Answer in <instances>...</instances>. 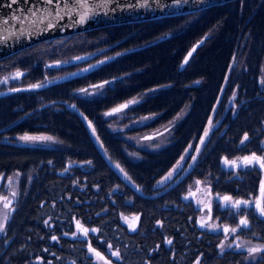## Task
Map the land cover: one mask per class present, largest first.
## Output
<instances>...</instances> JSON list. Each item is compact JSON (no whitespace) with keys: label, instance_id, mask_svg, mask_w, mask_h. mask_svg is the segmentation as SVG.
<instances>
[{"label":"trees","instance_id":"trees-1","mask_svg":"<svg viewBox=\"0 0 264 264\" xmlns=\"http://www.w3.org/2000/svg\"><path fill=\"white\" fill-rule=\"evenodd\" d=\"M40 44L26 58L31 64L70 63L54 70L56 75L118 56L78 78L0 99V130L55 138L0 143V193L9 177L16 192L0 236V264H97L89 243L113 264H197V258L199 264H264V251L250 259L234 246L221 250L223 230L201 228L202 209L185 199L196 181L207 182L209 220L235 227L247 216L250 226L238 229L236 236L249 246L264 245V218L251 207H222L217 199H251L262 180L258 167L227 169L224 160L264 154V0H233L193 14L109 26ZM44 74L35 69L32 78L40 80ZM99 83L103 87L94 88L91 97L79 91ZM133 98L136 102L123 111L105 115ZM73 106L91 122L105 156L115 167L119 164L116 169L129 184L105 161ZM209 128L191 172L167 190ZM245 133L250 139L241 144ZM138 138L148 143L161 138L165 144L152 150L137 146ZM186 149L184 167L169 183L158 185ZM123 215L139 216L136 231L128 230ZM77 220L99 231L74 237ZM109 244L119 249L120 260L110 256Z\"/></svg>","mask_w":264,"mask_h":264},{"label":"water","instance_id":"water-1","mask_svg":"<svg viewBox=\"0 0 264 264\" xmlns=\"http://www.w3.org/2000/svg\"><path fill=\"white\" fill-rule=\"evenodd\" d=\"M231 1L233 0H109L107 7L103 8L98 7V5L103 3V0H90L89 7L92 8L93 11L89 13L87 19L83 23L78 22V13H74L71 16L62 14L63 18L57 20H53L52 16H49L48 19L40 23V16L43 12H45V10L52 9L54 15L55 11L59 10V8L63 7L64 5H47L44 3V0H17L15 4H12V0H0V60L45 41L58 38H65L72 35L81 34L109 26L142 23L162 18L193 14L201 10L222 5ZM9 5H11V7H9ZM34 11L37 13L36 16H32V12ZM4 20H7L8 23H3ZM50 21L55 25L52 28L47 27ZM21 32H23V34H21ZM204 39L196 43L187 52V54L185 55V57H188L187 62L195 54L196 50L203 45ZM189 52L192 53L191 56L188 55ZM117 56L118 55L102 59L84 68L88 69L87 71L81 69L66 74L65 76L57 78L51 82H47L45 83L44 87L36 89H30L29 87H26L20 89V91H39L56 84L64 83L71 79L87 74L91 71H94L100 66L110 62ZM185 57L180 65L179 70H183L187 64V62H185ZM101 61H103V63H100ZM68 64L69 63H55L52 65V67L65 66ZM102 84L103 83H99L96 85ZM12 92L15 91L12 90L7 93ZM72 109L83 121L90 134L92 141L94 142L98 150L101 152L103 158L108 163V165L118 173V175L125 181L126 184H129V182L124 178V176L105 156L100 144L96 139L95 134H93V127H89L90 121L87 119V117L83 115L76 107H72ZM111 110L107 112H110ZM115 114L117 113H114L113 115ZM204 132L202 133L198 142L197 147H199V149L207 139V136H204ZM154 136L155 135H148L146 137ZM201 138H203L204 140L203 143H201ZM197 153L199 152L196 151L194 155L196 159L198 155ZM196 159H191L184 172L167 188V190L174 188L177 184L182 181V179H184L191 172ZM224 167L227 169L231 168L229 166H226L225 163ZM260 171L262 173V179H264V171ZM163 193L164 192H161L160 194ZM251 208H253L255 213L259 216L255 208Z\"/></svg>","mask_w":264,"mask_h":264},{"label":"snow or ice","instance_id":"snow-or-ice-1","mask_svg":"<svg viewBox=\"0 0 264 264\" xmlns=\"http://www.w3.org/2000/svg\"><path fill=\"white\" fill-rule=\"evenodd\" d=\"M17 2V0H12V4H15ZM109 0H103V3L98 5V7H103L106 8L107 4H108ZM44 3L47 5H60L63 4V7H60L59 10L55 11V14L53 15V10L52 9H47L45 10V12H43L40 16L39 22L42 23L44 20L48 19L49 16H52L53 20H57V19H62L63 15L62 14H66L71 16L74 13H78L79 15V23H83L90 12L93 11L92 8L89 7L90 4V0H44ZM9 7H11V5H9ZM31 11V10H30ZM39 11V10H37ZM36 12H32V16H36ZM19 19V18H18ZM22 22V21H21ZM3 23L7 24L8 21L4 20ZM55 25L50 21L47 25L48 28H52ZM15 34V33H13ZM21 34H23V32H21ZM194 50V49H193ZM189 56L192 55L191 52H189L188 54ZM75 59L80 60L83 59V57H76ZM188 57H185V62H187ZM100 63H103V61H101ZM88 69H84V71H87ZM23 75V73L17 71L16 73L13 74L12 79H19L21 76ZM75 75V74H73ZM8 82V78L6 77L4 80L0 81V83H7ZM107 83V82H105ZM45 84L43 82L41 83H36V84H32L29 85L30 89H36V88H41L44 87ZM92 88H100L103 87V85H92L90 86ZM13 91H19L20 89H12ZM79 91L84 92V93H88V89H80ZM136 100L135 98H133L132 100L126 102L125 104L119 105L118 107L112 109L110 112L105 113V115H113L114 113H119L120 111H122L124 108H127L130 104L135 103ZM75 107V106H73ZM143 119H148V117H145ZM209 125L211 127V120L209 121ZM89 127L91 128V122H89ZM167 131V129H165ZM209 129H205L204 132V136L206 137L209 133ZM93 134H95V129H93ZM159 134V133H158ZM146 139H151L153 137H145ZM20 140L22 141H26V142H44V141H55V138L52 136H48V135H29V134H25L21 137H19ZM250 137L248 136L247 133L244 134L243 139L241 140V144H244L245 141L249 140ZM204 140L203 138H201V143H203ZM262 145H264V141L261 142ZM191 147V145L189 146ZM199 147L196 148V151L199 152ZM187 152V149L185 150ZM261 152L264 153V147L261 148ZM184 157H181V160H183ZM193 160L196 159L195 156L192 157ZM89 164L91 163V161L88 162ZM179 163V162H178ZM224 163L226 166L232 167L233 169H237L239 167H258L260 170L264 171V154L261 155H257L256 152H252L249 155H245L243 157H237L235 160H229V159H225ZM117 168H120L119 164L116 165ZM65 171H67V169H65ZM121 172H123V169H120ZM172 177V173L170 172L168 177H166L165 179H170ZM9 180V184H11V177L8 178ZM196 183L199 185L202 182L201 181H196ZM189 195H193V193L190 191ZM251 195V199H235L230 195H224V196H217V199H219L223 205L225 207L230 206L232 209H236V210H240L241 206H243L244 208H249V207H254L256 212L259 214L260 217H264V179H262L260 181V185H259V191L258 194L256 195ZM12 196L15 197L16 196V192L12 193ZM185 199H188V196H185ZM0 203L3 204V208L5 210H11V205H12V200L8 199L7 196H0ZM199 203V201H198ZM205 208H208L209 210L211 209V203L206 204ZM8 219V213L5 212L4 214V220L6 221ZM139 217H135L134 220H138ZM208 219H211V216L209 215ZM124 220L126 223L129 224V230L130 231H135L136 230V224L134 222H129V218L128 217H124ZM45 223H47V221H45ZM159 223V222H158ZM201 228L204 227H208L211 228L212 230H215L216 228H222L223 232L225 233V238L227 239V237L229 235H235L238 231V229L241 228H248L250 226V222L249 219L247 218V216H241L240 217V221L239 224H237L235 227H231L228 225H215V224H209L207 219H201L200 221V225ZM76 232L72 233V236H77L82 235L84 237L88 236V233L91 232H97L99 231V229L96 228H92L89 229L87 227H85L83 224L80 223L79 220L76 221ZM4 229V224L2 222H0V232H3ZM65 235H67V233H65ZM52 239L58 240V237L53 236ZM237 239H239V237H237ZM166 243H168L169 245L172 243V241L169 239L166 241ZM242 244H236L237 248L242 247ZM220 247L221 250L224 249L225 244L224 241H221L220 245L218 246ZM227 247H232V243H229L227 245ZM88 250L90 253H92L94 256H96L98 258L99 261H103V264H113V261L106 257L105 255H103L100 251H97V249L93 248L91 246V244L89 243L88 246ZM108 251L110 253L111 257H115L117 260L121 259V254L119 249H113V246L111 244L108 245ZM261 251H264V245H260L258 247H249L247 249L248 252V256L249 257H253L254 254L259 253ZM197 264H199V258H197Z\"/></svg>","mask_w":264,"mask_h":264},{"label":"flooded vegetation","instance_id":"flooded-vegetation-1","mask_svg":"<svg viewBox=\"0 0 264 264\" xmlns=\"http://www.w3.org/2000/svg\"><path fill=\"white\" fill-rule=\"evenodd\" d=\"M42 46H43V44L39 43V44L33 45V46L29 47V48H26V49H24L22 51H19V52L13 54V55H10V56L0 60V81L4 80L6 77L8 78V82L7 83H0V99L5 98L6 96H9L11 94H16V93L38 92V91H20L19 90V91H15V92H12V93H7L9 91H12V89H22V88L29 87V85L36 84V83L43 82L45 84L47 82H51V81H53V80H55L57 78L65 76L66 74H69V73L84 69V67H81V68H78V69H75V70H72V71H69V72H65L62 75H56L55 73L52 74V72H54V70H56L55 72H57V71L62 70V69H67V66L70 65V63L68 65L59 66V67H52V65L55 64V63H64V64H66L68 62H61V61H52L51 62L50 61V62H46V63H43V64L38 63V62H33L31 64V61L29 60V58L27 59L26 57L30 56L31 53H34L38 49L42 48ZM12 56H14V57L17 56L19 58L18 59H12L13 58ZM92 64H94V63H91L89 65H92ZM35 69H41L42 71L45 72L44 77L42 79L34 81V78H32V72ZM17 71L23 73V75L19 79H12L13 74L16 73ZM88 89H89L88 93L87 94L84 93V95H86L87 97H91V96L95 95V94H93V92H96V91H93L94 88H92V89L88 88ZM42 90H44V89H42ZM39 91H41V90H39ZM66 108H70V105L66 106ZM71 110L73 112H75L73 109H71ZM4 131H5L4 129L0 130V143H2V144L19 145V144L37 143V142L22 141V140L19 139V137H21L22 135H20V136H18V135L12 136V135L7 134L6 133L7 131L6 132H4Z\"/></svg>","mask_w":264,"mask_h":264},{"label":"rangeland","instance_id":"rangeland-1","mask_svg":"<svg viewBox=\"0 0 264 264\" xmlns=\"http://www.w3.org/2000/svg\"><path fill=\"white\" fill-rule=\"evenodd\" d=\"M164 138H166V137H164ZM150 141H151V143H148V142H144V140H141V139L138 138V139L135 140L134 143L137 146L150 148L152 150L160 149L165 144L164 139H161V138H154V139H152ZM187 154H188V151L183 156L184 159L183 160L180 159L179 163H177V165L170 171L172 173V177L177 173V171H179L181 168L184 167L185 158H186ZM169 173L162 179V181L158 185H164L167 181L172 179V177L170 179H165L166 177H168ZM12 180L13 179H11V184H9V180H7L5 193L4 194L0 193V196H7L8 199L12 200V205H13V203L15 202L16 196L15 197L12 196V193L15 192V189L12 186ZM190 191L193 193V195H189ZM186 196H188V199H186V200L193 201V203L196 205V207L202 209L203 214L201 216V219H207L209 224L218 225L217 222H214V221H211V220L208 219V211H209V209L205 208V205L211 203V201H212V198L210 196V188H209V185H208L207 182L202 181V183L199 184V185L195 182L193 187L186 194ZM198 201H199V203H198ZM12 205H11V210L9 211V210H5L3 208V204L0 203V222H2L4 224V227H5V224L7 222V220L6 221L4 220V214H5V212H7L8 213V218H9V216H10L12 210H13ZM124 217H128L129 218V222H134L136 224V229H137L139 219L138 220H134V218L135 217H139V216H137V215H135V216H124V215L121 216V221L126 225V227L129 230V224L125 222ZM201 219H200V221H201ZM206 228L210 232H219V231L222 230V228H216L215 230H212L211 228H208V227H206ZM130 232H134V231H130ZM2 233L3 232H0V236L2 235ZM229 243H232V246H234L235 250L244 251L246 253H248L247 249L249 247H255V246H249L246 243H244L243 241H241L240 239H237L236 234L235 235H229L227 237V239L225 238L224 244L226 245V247H227V245ZM236 244H242L243 246L240 247V248H237ZM89 254H90V256L93 257L94 261L97 264H103V261H99L98 258L96 256H94L92 253L89 252ZM256 254H254L253 257H255ZM253 257H249V258L252 259Z\"/></svg>","mask_w":264,"mask_h":264}]
</instances>
